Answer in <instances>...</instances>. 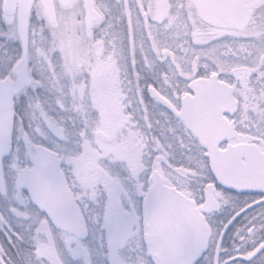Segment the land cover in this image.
<instances>
[{
    "label": "rangeland",
    "instance_id": "obj_1",
    "mask_svg": "<svg viewBox=\"0 0 264 264\" xmlns=\"http://www.w3.org/2000/svg\"><path fill=\"white\" fill-rule=\"evenodd\" d=\"M252 1L256 5L262 2ZM187 2L189 7L184 11L181 9L184 0H172L170 9L164 0H94L101 19L86 34L83 0H75L67 7L57 3L55 23L49 21L37 1L30 21V25H34L35 53L29 52L12 73L15 82L21 73L29 70L36 79H41L42 74H52L56 89L69 108L68 112L49 113L58 119L63 117L61 140L74 136L76 129L82 130L80 152L73 158L79 167L69 161L73 163L72 174L76 176L77 199L95 202L105 192L111 203L118 188L117 196L124 206L135 204L138 221L134 226L129 225L122 234L106 236L107 258L111 264H153L146 255L143 240L146 195H142L141 190L147 193L154 169L160 171L167 184L200 205L204 202V188L213 177L209 166L202 170L198 163L201 157L207 158L196 137L150 95L149 87L141 88L145 81L179 110L185 86L194 73L202 68L215 69L216 77H223L240 103L233 118L238 135L232 143L256 141L264 147V109L256 101L259 89L264 88V77L249 71L252 66L243 62L245 52L221 56L217 62L215 57L203 55L199 45L184 43L190 30L205 33L199 37L201 40L210 39L204 23L196 18L192 9L193 0ZM137 6L151 19H144ZM261 35H264V14L257 11L246 33H235V37L229 36V39L258 40ZM8 41L0 38V43L5 45ZM11 43L14 47L7 45L9 56L19 49L17 40ZM211 43L214 41L204 47H210ZM198 55L200 59H196ZM0 57H3L2 52ZM5 64L6 58H0V77H5ZM26 90L29 95H35L28 85L16 91L17 120L19 112L25 119L27 133L23 142L32 150L33 144L43 142L53 133L39 110L28 106ZM99 129L107 133L111 141L99 137L96 134ZM222 189L215 188L220 204L223 198L216 193ZM15 224L24 238L17 245L22 250L31 251L29 246L34 249L32 264H56L45 252L46 242L57 250L61 264H80L82 260L84 264H97L95 247L86 240L59 231L47 221H36L24 215L17 217ZM38 235L41 245L33 241ZM0 243L6 245L11 257L17 252V248L12 251L11 244L2 237ZM217 243H211L208 252L200 255L195 264H213Z\"/></svg>",
    "mask_w": 264,
    "mask_h": 264
},
{
    "label": "snow or ice",
    "instance_id": "obj_2",
    "mask_svg": "<svg viewBox=\"0 0 264 264\" xmlns=\"http://www.w3.org/2000/svg\"><path fill=\"white\" fill-rule=\"evenodd\" d=\"M218 5L208 4L205 8H213ZM257 11L264 14V0L256 6ZM22 18L12 15L0 14V38L6 40H17L19 49L15 55L9 56L8 48L0 43V52L6 58L3 76H10L11 70L17 64L26 59L27 53H35V32L34 25L29 27V36L23 38V30L17 35L18 25H22ZM209 40H201L199 37L205 33H198L190 30L188 39L184 43L199 45L201 53L210 58L215 57L217 62L221 56L235 55L237 52H245L243 62L252 67L250 72L257 73L258 77H264V35L260 38L229 39L235 37V33L230 31V22L226 19L210 17L203 25ZM210 41V47L205 48ZM182 46V45H181ZM251 51H247V50ZM195 51V48H193ZM196 59H200L198 55ZM239 62V61H236ZM178 66V65H177ZM72 69L69 68V71ZM232 71H237L232 68ZM216 77L215 69L202 68L194 73L184 89L185 95L194 97L192 103H199L203 99V94L197 81L204 80L208 75ZM223 79V77H222ZM24 85L31 87L35 95H29L27 90L25 96L29 107L38 109L41 117L48 122L52 129V135L46 136L44 141L39 143L33 150H28L23 142L25 132V119L23 115L19 120L16 114L9 115L8 97L10 91L0 92V237L4 241L17 248V258L9 255L6 245L0 243V264H32L29 255L17 245L23 241V236L15 224L17 217L24 215L26 218L32 217L36 221L54 222L52 213L56 212L64 219L72 222L76 218L75 207L80 209V215L84 217L88 225V234L85 237L90 246L95 247L97 264H111L107 258L106 236L109 233L122 234L129 225L134 226L138 221L135 204L130 207L123 205L118 199L119 189L116 188L113 199L110 203L105 192L97 201L76 200L75 207L72 204V197L75 196L76 176L73 175V163L78 168L77 157L80 152L81 129L75 130V135H70L67 140H61L64 127L61 120L49 115L50 112H68L64 96L59 94L56 84L52 80V74H42L41 79H36L28 73H21L16 79L14 90L18 91ZM256 101L261 109H264V88L259 89ZM159 95V93L157 94ZM161 100L163 96H159ZM34 102V104H33ZM179 104H177V107ZM75 118L73 127L75 128ZM30 126V125H29ZM163 134V133H162ZM159 140V138L154 137ZM203 155V154H202ZM73 161V163H69ZM202 170H207L208 161L202 157L198 161ZM218 177H212L215 183ZM220 184H226L221 179ZM65 185L72 189L70 197ZM22 194L23 198H22ZM142 195L151 196L152 193L143 192ZM217 196H222L225 204L230 199H235L238 203L233 207L230 216L227 218L228 232H235L241 243L236 246L235 258L232 264H264V180L258 183L241 186L227 183L222 191H217ZM27 200L25 204L24 201ZM148 201H146L147 206ZM109 213L111 218L109 220ZM15 238V239H14Z\"/></svg>",
    "mask_w": 264,
    "mask_h": 264
},
{
    "label": "water",
    "instance_id": "obj_3",
    "mask_svg": "<svg viewBox=\"0 0 264 264\" xmlns=\"http://www.w3.org/2000/svg\"><path fill=\"white\" fill-rule=\"evenodd\" d=\"M68 5L71 0H59ZM35 0H3L1 10L7 15L16 14L22 18V25H18L17 34L23 30V38L28 39L29 18ZM51 22L56 20L54 0H40ZM218 5L205 8L204 5ZM195 8L199 17L204 21L210 17L226 19L230 22V30L244 31L253 16L244 0H195ZM85 22L89 30L93 21L99 19V13L94 8L93 0H84ZM203 94L199 103H192L194 97L185 95L181 99V109L177 111L164 98L161 100L158 92L150 88V93L181 119L184 126L189 129L205 149V156L213 177H218L219 184L223 179L226 184L248 186L264 180V151L254 142L229 143L221 148L224 142H231L237 131L234 122L225 116L234 115L239 103L228 92V85L212 77L197 81ZM15 81L11 75L0 78V92L8 90V110L11 117L15 114ZM192 85L189 83L188 85ZM97 135L106 141L111 138L103 131ZM38 144L32 146L34 149ZM152 185L148 189L152 195H146L144 211V241L147 254L154 264H194L199 250L206 252L213 235L212 228L207 221L206 214L218 211L219 203L214 196V183L204 188L205 201L200 207L196 201L177 190L176 187L164 183L158 170L151 175ZM226 184H220L223 188ZM70 197L72 191L65 185ZM147 192V193H148ZM146 201H148L146 206ZM75 207L76 200L72 197ZM76 218L69 222L56 212L52 213V225L64 232L85 240L88 234L84 217L80 209L75 207ZM40 236L33 239L40 243ZM45 252L56 262L59 257L51 244L45 245ZM214 264H218L217 261Z\"/></svg>",
    "mask_w": 264,
    "mask_h": 264
},
{
    "label": "trees",
    "instance_id": "obj_4",
    "mask_svg": "<svg viewBox=\"0 0 264 264\" xmlns=\"http://www.w3.org/2000/svg\"><path fill=\"white\" fill-rule=\"evenodd\" d=\"M147 85H143V89H146ZM18 117L20 118L19 112ZM217 189H222L221 187ZM223 190V189H222ZM238 203L235 199H230L227 204L224 203V201H221L220 209L218 212H214L208 215V220L213 228V238L211 243H215L217 241L218 245L217 248H220L219 251V264H232V260L235 258V249L236 246H238L241 241L236 236L235 232H228L227 228L229 227L227 223V218L230 216L233 207ZM31 251H28L27 249H24L23 251H26L29 255L30 260L34 261V249L29 246ZM32 248V249H31ZM11 249L16 250V247H14L11 244ZM16 251L13 254L14 259L17 258ZM12 256V254H10ZM42 260H39V263H41ZM80 264L83 263V260L80 262ZM84 264V263H83Z\"/></svg>",
    "mask_w": 264,
    "mask_h": 264
},
{
    "label": "flooded vegetation",
    "instance_id": "obj_5",
    "mask_svg": "<svg viewBox=\"0 0 264 264\" xmlns=\"http://www.w3.org/2000/svg\"><path fill=\"white\" fill-rule=\"evenodd\" d=\"M73 1H75V0H73ZM72 1V2H73ZM165 1V5H166V7L168 8V9H170V8H173L172 7V0H164ZM188 0H184V4L182 5V7H181V9L182 10H184V11H187V9H188V7H189V2H187ZM245 1V3L247 4V6L249 7V8H251V9H253V12H254V15H253V18H252V20L254 19V17H255V14H256V12H257V7L256 6H258V5H256V4H254L253 3V1L252 0H244ZM138 7V10L140 11V12H142V15H143V18L144 19H151V17L149 16V14L146 12V11H143L142 10V7H139V6H137ZM192 9L195 11V13H196V18H198L202 23H203V21L199 18V16H198V14H197V12H196V10H195V8H194V4L192 5ZM100 19H101V14H100ZM96 23V22H95ZM251 23H252V21H251ZM251 23L249 24V26L244 30V31H231V32H234V33H237V34H244V33H246V31H247V29H249V27H250V25H251ZM84 24H85V21H84ZM93 25H94V23H93ZM93 25H92V27H91V30H92V28H93ZM90 30V31H91ZM105 30V29H104ZM90 31L88 32L87 30H86V34H88V33H90ZM86 37H88V36H86ZM89 39V38H88ZM6 44L7 45H9V46H11V47H14L12 44L13 43H11V41H8V42H6ZM7 45H6V47H7ZM8 48V47H7ZM11 56V55H10ZM1 65H3V64H1ZM18 66V64L14 67V68H12V70H11V73H13V71H14V69L16 68ZM83 72H85V73H88L85 69H83ZM13 75V74H12ZM229 87H230V85H229ZM230 90H231V87H230ZM232 92V91H231ZM234 95V94H233ZM236 123V122H235ZM75 198H77L76 197V195H75Z\"/></svg>",
    "mask_w": 264,
    "mask_h": 264
}]
</instances>
